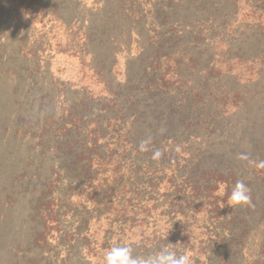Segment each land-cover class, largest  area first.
<instances>
[{
    "label": "trees",
    "instance_id": "1",
    "mask_svg": "<svg viewBox=\"0 0 264 264\" xmlns=\"http://www.w3.org/2000/svg\"><path fill=\"white\" fill-rule=\"evenodd\" d=\"M133 43L141 51L132 62L156 72L145 84L106 82L95 96L54 77L57 57L77 59L93 78L102 50L115 57L126 46L132 56ZM214 44L225 50L220 65L206 66L214 85L211 100H202L186 75L203 57L186 49ZM234 66L249 85L227 92L218 82ZM0 92V127L28 143L20 189L7 197L15 205L17 196L35 195L31 222L42 229L16 242L24 264H104L113 245L131 247L135 257L167 245L191 264H264V169L250 163L264 160V0H0ZM166 93L187 115L199 114L204 101L221 114L247 107L262 141L254 134L244 152H226L222 169L199 166L200 155L180 158L191 142L136 124L139 109ZM241 153L249 158L241 166L228 160ZM238 180L251 189V203L231 207Z\"/></svg>",
    "mask_w": 264,
    "mask_h": 264
},
{
    "label": "rangeland",
    "instance_id": "2",
    "mask_svg": "<svg viewBox=\"0 0 264 264\" xmlns=\"http://www.w3.org/2000/svg\"><path fill=\"white\" fill-rule=\"evenodd\" d=\"M196 20L200 19L197 18ZM40 24V22L37 23L38 26ZM193 30L189 31L193 32ZM165 36L168 37L169 35ZM110 43H113V41H110ZM112 46L114 47V45ZM192 47V49L189 47L186 49L188 55H199V52H201L203 59L198 60L197 65L188 67L186 76L189 77L190 88H193L196 92L195 94L200 96L201 99L205 96L204 100H211L208 92L212 90L214 83L209 82L210 80L207 78L206 66L220 65L217 58L225 50V47L223 45L216 46L215 44L209 47H198L196 45ZM130 48L132 56L127 55L129 47L126 46L117 47L115 57L110 55L112 52L111 48L102 50L100 56L104 57H100L102 62L99 63L97 69L100 75L93 78H91L92 72L85 68L87 66L83 67L77 59L57 57L53 62L52 68L54 77L56 80L60 78L62 81L70 82L73 91L77 87L85 85L88 91H91L95 96L104 93L106 82L109 84V88L119 83L125 84L128 78H139L142 84H145L156 72L147 67L148 64L144 62H132L135 59L133 58L134 55L138 54L141 49H138L139 47L136 43L131 44ZM99 51L97 50V52ZM207 52L208 54H206ZM205 54L207 55L206 57ZM227 68V65L222 64L221 69L223 71L227 70ZM239 70L238 66H234L232 70L234 74L219 80V85L226 89L227 92L240 90L249 85V81H246L248 74L241 75ZM172 76L176 75H170V77ZM139 86L138 91H142L143 85L139 84ZM108 87L106 86L107 89ZM45 89L49 90L44 85L43 90L45 91ZM141 95L142 93H139V96ZM171 96L173 94L166 93L163 98L161 96L159 102L147 101L146 106L141 107L136 115V124L143 131L146 128L148 129V127L153 128L154 124L158 130H156L157 136L162 135V132L165 131L167 132L165 137L170 136L173 141L191 142L194 147L190 151L184 152L181 148L178 149L180 158L190 159L193 156L200 155L199 166L201 161H206L207 164L211 162L215 166L214 168L222 169L221 166H227L223 160L226 158V152H232L231 154L244 152L250 138L253 137L254 139L256 134L257 139L254 140L262 141L263 136L258 134L259 130H255L253 133L251 123H248L250 111H246L247 107L233 110L228 114H221L213 102L204 101V104L200 105L199 114L188 113L187 115L185 109L184 111L180 110L178 103L174 104L175 100L169 99ZM0 99L2 102L5 101L3 97ZM20 100V98H17V101ZM247 104H249L248 99L246 106ZM10 105L9 102L7 105L8 111L12 110V108H16L17 111L18 105L11 108ZM16 111L9 113V118L15 117ZM190 124L191 126L194 125L192 127L193 133L189 130ZM4 129L6 128L2 125L0 130ZM9 130L6 129V132H2L0 135V264H24L23 259L26 256L17 250L16 242H20L34 232L42 231V229H40V226H36L34 222H31V210L29 207L31 204H28V201L34 198L35 195L17 196L18 201H16L15 205L9 203L8 194L11 192L16 194L15 192L20 189V180L17 179V173L25 167V162L27 163L26 148L28 144L27 141L20 142L11 138L12 136L10 137V133H8ZM247 130L249 137L245 134ZM213 133L215 134L213 135ZM191 135L193 138H190ZM201 143H204L203 150L195 152L198 150V145H202ZM207 144H209L208 147L206 146ZM208 157L211 159H208ZM228 160H235L240 166L244 161L238 159L236 155L230 156ZM199 166V171L207 169Z\"/></svg>",
    "mask_w": 264,
    "mask_h": 264
},
{
    "label": "clouds",
    "instance_id": "3",
    "mask_svg": "<svg viewBox=\"0 0 264 264\" xmlns=\"http://www.w3.org/2000/svg\"><path fill=\"white\" fill-rule=\"evenodd\" d=\"M160 153L157 151L154 159L159 157ZM238 159L248 160V156L239 155ZM257 169H264V160L257 162L250 161ZM251 189L244 183L243 180H238L231 190V195L227 200V204L231 207L237 205H245L251 203ZM104 264H191L188 254L177 252L167 245L155 255L149 257H135L132 254V248L129 246L113 245L106 250L103 257Z\"/></svg>",
    "mask_w": 264,
    "mask_h": 264
}]
</instances>
